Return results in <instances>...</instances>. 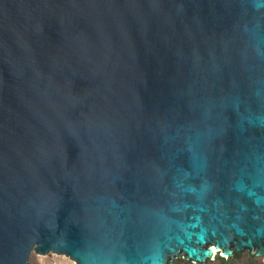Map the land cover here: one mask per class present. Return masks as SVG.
Wrapping results in <instances>:
<instances>
[{
  "label": "water",
  "instance_id": "1",
  "mask_svg": "<svg viewBox=\"0 0 264 264\" xmlns=\"http://www.w3.org/2000/svg\"><path fill=\"white\" fill-rule=\"evenodd\" d=\"M264 259V0H0V264Z\"/></svg>",
  "mask_w": 264,
  "mask_h": 264
},
{
  "label": "rangeland",
  "instance_id": "2",
  "mask_svg": "<svg viewBox=\"0 0 264 264\" xmlns=\"http://www.w3.org/2000/svg\"><path fill=\"white\" fill-rule=\"evenodd\" d=\"M216 257V256H215ZM213 261H207L203 264H264L263 258L250 257V255L245 251L236 258L224 259L223 261L215 259ZM27 264H75L69 258L63 255H56L53 253H48L45 256H40L31 253L28 258ZM170 264H192L185 260L181 255L176 257L175 260L171 261Z\"/></svg>",
  "mask_w": 264,
  "mask_h": 264
},
{
  "label": "trees",
  "instance_id": "3",
  "mask_svg": "<svg viewBox=\"0 0 264 264\" xmlns=\"http://www.w3.org/2000/svg\"><path fill=\"white\" fill-rule=\"evenodd\" d=\"M237 256H238V254H235L232 258H236ZM250 257L253 258V256H250ZM215 259L220 260V261L224 260L223 258L219 257L218 255H216Z\"/></svg>",
  "mask_w": 264,
  "mask_h": 264
}]
</instances>
